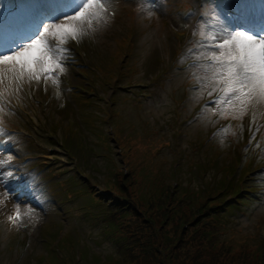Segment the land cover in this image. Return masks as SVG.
I'll use <instances>...</instances> for the list:
<instances>
[{
	"label": "rangeland",
	"instance_id": "374dc122",
	"mask_svg": "<svg viewBox=\"0 0 264 264\" xmlns=\"http://www.w3.org/2000/svg\"><path fill=\"white\" fill-rule=\"evenodd\" d=\"M160 1L163 0H154V5H152L154 10L150 13L151 18L140 17V19L136 20V25L130 22L128 16L120 17V11L123 13L133 11L131 5L127 1H124L119 6V9L116 10L113 19V22L117 23L116 27L121 33L113 39L111 38L112 34L102 39L98 54L100 59H97L96 55H92L91 59L87 53L80 55L82 63L86 65L95 61V58L97 61L101 60L105 71L108 69L106 65V61H108L109 69L115 75L116 68H110V66L112 62L114 63V58L120 55V53H117L116 50L109 54L108 52L116 46V43L123 42L121 39H124L126 28L128 29L127 37L131 38L132 35L131 42L135 49L130 58L126 57V61L128 65L135 67L138 64L137 67L140 68V71L130 74L129 79L133 80V85L127 88L128 91L122 92L119 91L118 87L114 88L113 92L115 96H119L115 104L110 106L106 105L107 101L104 96L103 102L100 101L102 107L98 103L91 105L88 101H81V98H76L78 94L73 95V98H71L72 93H70L65 104L58 106L54 102L57 98L53 92L46 93L51 100H47L45 94L38 92L27 103L21 102L18 105L16 115L7 113L6 115L0 116L3 124L8 125L12 129L16 125L24 124L23 126L26 128V132L21 128H17L14 130L16 133H12L15 135L10 136L12 143H14L11 146V150L19 153V157L25 154V152H28L26 155L29 158L24 161H27L29 164L36 163L40 166L37 169L41 172V175L30 173L29 176L31 178L35 180L42 176L44 182L49 183L57 177H51L46 172L43 173V165L53 167L55 169L54 171L70 169L74 166L70 163L71 160L66 159L64 152L59 150L56 139L68 142L74 152L83 157L81 163L86 168L95 170L94 172L97 174H94L92 171H86V168L84 169L85 173H90V175L95 177L93 184L102 190H105L104 187L100 186L102 185L100 184L103 179L102 174H110L103 168V166L106 167L107 165L108 167L109 165V160L106 162L108 154L115 160L118 168L123 169L127 167V165L123 164L124 162L121 160V156L117 154V146H113L112 148L113 143L118 145L120 149L127 148L125 141H130V143L135 145L134 150L130 152L131 158L133 159V163L140 161L144 164L146 175L147 169L152 170L154 173L160 171L161 168L162 170L166 169L165 171L170 173L167 178L168 182L171 180L180 181L182 179L184 180L183 184H190L189 187L195 189H199V186L204 188L203 180L209 182L210 178L214 179V176L216 177L215 179L220 177L221 173H218V168L222 165L224 159L236 162L235 157L242 158V160L243 158H247L245 160L249 162L248 167L252 166V162L256 158L253 154L252 159L249 160L247 157L248 153L243 154L247 146H244L242 134L248 126L253 124L252 116L253 114L255 115V110L252 109L242 119L234 118L231 114L223 117L218 111L221 105L209 104L211 99L208 94V87H210L209 79L211 77V71L208 68L209 61L200 59L199 63L195 62L198 56L206 57L211 55V52L201 51L200 53H196L193 49L199 47L197 44L198 41L209 40L213 34L210 26L216 24V19L214 17L212 19L207 18L199 24H196L197 22H191L192 16L189 19H185L189 11H198V6H203L201 3L202 0H169L163 2L164 7ZM208 2L209 12L218 16L216 9L212 7V0H208ZM189 5L193 6V10H185ZM205 8L204 6L202 10H207ZM112 11L113 8L111 6L110 12ZM181 11L182 14L179 15ZM170 13H173L175 17L171 18ZM133 16H138V14L134 11ZM227 22L230 21L225 20V24ZM119 24L124 25L126 28ZM198 28H200L198 34H202L201 38L195 39L193 48H188L186 52L180 53L178 58L182 60V66L186 71L192 76L195 73L193 80L197 82L198 86L200 85L201 78H204V83L202 87L199 86L190 93L187 91L190 99H184L178 105L175 101L183 98L185 94L182 93L180 88L175 91L174 88L184 79V71H177L176 76L171 82V77L174 72L172 66L176 62L171 65L167 64L169 67L168 71L161 77L164 78L163 82H167L168 78H170V83L166 84L168 86L159 87L160 75L154 76L153 79H151L150 75L156 71L157 66H162L158 65L155 57L162 58L168 54V58L171 59V55L178 47V43L170 35L179 37V43L182 48L187 42L188 36L192 37V34L198 31ZM176 30L179 33L176 34ZM141 37H143V40L140 39ZM95 46L91 44L92 48ZM129 48L130 46L126 45L123 49L118 50L121 52ZM150 52L151 55H148ZM146 55H148L147 58ZM137 56L141 58V63L135 61ZM151 56L154 57V60ZM194 63L197 64V67L189 68V65ZM71 70L72 72L68 74L67 80L69 81L74 78L75 81L82 83L79 81L76 69L73 67ZM91 70V74L95 77L94 79L97 80L98 76H100L103 82L106 83L109 81V76L105 74V71L100 66L95 65ZM148 77L154 82V87L151 84H147ZM80 80H83V78L81 77ZM91 84H93V78H91ZM39 90L41 91V87ZM129 90H133L136 94L130 93ZM110 91L111 89H108V92ZM32 92L31 89V94ZM124 94H126V97L124 96L122 98ZM142 95L150 97V99L146 101L147 98H144ZM222 96V92H214L215 98L220 99ZM73 99L74 107L72 104ZM88 100L94 101L92 98ZM206 104H209L208 114L213 123H205L201 115L198 116L199 118L195 122L192 113L194 108L197 111H202ZM49 105L54 108L47 110L46 107ZM67 106L73 107V111L65 113V109L63 108H67ZM113 109L115 110L112 113L107 111ZM256 109L259 113L255 116L256 119L260 115H263L259 118L262 119L264 117V106ZM61 110L63 112H60ZM213 112L217 114L212 115ZM17 115L18 117H16ZM54 119L58 120L60 124L66 125H61L55 132L54 128H49L53 124ZM209 126H211V132L214 133L212 138H209V131L205 132ZM158 129L160 131H157ZM225 129H227L226 132ZM176 130L180 131V135L174 138L172 137V133ZM47 131L55 137L48 138ZM261 131L262 126L259 132ZM160 138L166 144L162 143L159 140ZM261 138L264 140V135ZM200 140L204 148L200 147ZM165 145L167 146L164 147ZM50 146L54 147V149L47 151ZM210 147H214L215 149ZM259 149L262 148L259 147ZM160 151L161 156L158 157L157 154ZM100 152H103V154ZM257 156L259 161L255 163H258V166L264 165L262 159L264 157V151ZM175 158L177 163L174 162ZM212 159L217 160L218 164L217 161L214 162ZM191 161L195 162V164L201 163L205 165L208 170L200 173V170L193 165L194 163L192 164L194 168L190 169ZM211 161L214 162L215 166L208 167ZM79 162L80 160L77 161V163ZM173 163L175 164L173 165ZM175 166L176 170H174ZM17 167L20 168L21 166ZM64 175L61 176L63 177ZM187 177L189 179L192 178V181L188 180ZM199 183L201 184L196 185ZM72 186L73 188L70 191L72 194L67 202H64V198L61 197L59 192L61 188L58 185L48 187V201L56 203L64 202L61 205L54 206L52 210L49 208H45L44 210L42 208L38 191H34V188L31 187L23 188L28 196L20 195L18 197H23L27 200V197L31 196L33 199V203L29 201V203H26L24 201V210L27 211L29 207H33V211L37 215L31 218L25 217V223L20 226V229L24 231L26 237L24 235L16 237L18 233H15L14 227L8 222V216L12 214L8 212L0 213V264H40L41 260H35V256L41 254V251H43L42 236L47 229H52L57 232L60 230V226H51L50 228L47 226L49 225L48 223L60 224L62 218H66V215L68 216V220L78 222V224L63 226H66L65 228L68 230L64 234L63 241L76 238L77 231L84 239L77 237V240L72 243L77 251L75 257L71 255L72 249L68 245L59 247L56 252L61 260L69 264H88L98 261V256L91 253L90 250L99 255H105L106 257H111L115 254V246L108 240H112L110 237V226L107 222H102V219L107 215L105 205L102 203L103 199L96 195L94 199L85 200L83 205H78L81 199L77 195L86 198L84 196H87V193L82 194V192L87 186L80 182H73ZM18 197L16 199L20 201ZM104 197H106L105 200H108L112 197V194H106ZM244 204L248 207L245 213H236L237 215L234 216L231 214V219H234V223L232 222V224L229 223L227 225L230 227L227 228L221 225L220 230L224 232H222L220 238L226 242H230L232 244L231 248L235 247L236 243L244 241L257 244V239H261L264 236V199L254 207H250L249 203ZM253 204L251 203V205ZM76 213H78V217L75 216ZM233 228L236 233L230 234ZM97 232L99 233L98 238ZM21 237H24L23 245H25L22 249H20ZM216 240H218V236L215 237L214 241ZM224 241L221 242L222 245L225 244ZM47 243L46 251L50 255H54L53 251L50 250L51 239L47 240ZM208 247L211 251L215 252L218 258L219 256L223 257L217 249L211 246ZM16 249H20V256L16 254ZM31 249L32 252L30 251ZM226 258L230 259V256L228 255ZM219 263L226 264L220 261Z\"/></svg>",
	"mask_w": 264,
	"mask_h": 264
},
{
	"label": "snow or ice",
	"instance_id": "6c2138e0",
	"mask_svg": "<svg viewBox=\"0 0 264 264\" xmlns=\"http://www.w3.org/2000/svg\"><path fill=\"white\" fill-rule=\"evenodd\" d=\"M144 2L149 7L142 10H151L152 0ZM26 4L39 23L35 26L29 24L23 29L9 27L0 33V113L5 112L13 98L20 100L23 95L31 94L33 86L39 90L43 85L45 92L49 86L58 90L67 72L72 51L69 45L81 42L115 16L114 12L110 13L109 0H26ZM230 4L239 13L234 18V25H211L213 34L209 40L198 41L199 47L193 51L211 52L210 56L197 58L198 61H209V104L221 105L218 111L223 117L231 114L234 118L242 119L252 109L264 106V18L257 22L245 14L247 0H230ZM202 16L219 20L209 10H205ZM254 31L258 34H253ZM178 63H182V60H178ZM195 67V63L189 65V68ZM176 71L181 69L177 68ZM203 83L204 78H201L199 86L202 87ZM215 91L222 92V98H215ZM56 95H60L59 91ZM209 104L200 113L208 124L213 123L208 114ZM252 123L256 125L254 114ZM258 130V127L253 128L254 132ZM13 135L0 127V143H9L6 138ZM12 156L10 153L8 163L0 171V180L4 175L9 179L16 175L14 169L17 166L11 164ZM29 182L34 183V178L30 177ZM0 197V204H13L15 207L14 214L8 216V222L13 227L23 225L26 216L31 218L37 215L33 207L25 211V202L18 201L11 189L0 190Z\"/></svg>",
	"mask_w": 264,
	"mask_h": 264
},
{
	"label": "trees",
	"instance_id": "16d2710c",
	"mask_svg": "<svg viewBox=\"0 0 264 264\" xmlns=\"http://www.w3.org/2000/svg\"><path fill=\"white\" fill-rule=\"evenodd\" d=\"M121 190L119 184L114 187ZM179 191L178 200L172 198L171 192L164 189V205L159 212H154L150 207L148 212L146 207H138L135 204L131 207L134 213L141 212L147 220V224L157 229L155 236H145L148 242L140 247L133 246L128 248V254L116 257L115 264H125L130 260L131 264H219L222 259L215 260L209 253H195L192 249L204 241L214 239L216 220L210 221L212 208L206 202L195 205L194 196L187 194L184 189ZM125 200L116 196L115 211L110 212L113 233L115 228H126L122 218L128 216L130 202L121 203L119 200ZM128 199H131L129 196ZM209 201V200H208ZM214 207V206H213ZM211 217V216H210ZM137 231V230H136ZM139 233V232H138ZM110 263V262H109ZM228 264H264L263 255H255L250 252H244L239 257L232 253Z\"/></svg>",
	"mask_w": 264,
	"mask_h": 264
},
{
	"label": "bare ground",
	"instance_id": "6f19581e",
	"mask_svg": "<svg viewBox=\"0 0 264 264\" xmlns=\"http://www.w3.org/2000/svg\"><path fill=\"white\" fill-rule=\"evenodd\" d=\"M251 13H252V10L247 12L248 15ZM5 146H8V143H0V148L5 147ZM0 164H3L4 166L6 165L2 157H0Z\"/></svg>",
	"mask_w": 264,
	"mask_h": 264
}]
</instances>
